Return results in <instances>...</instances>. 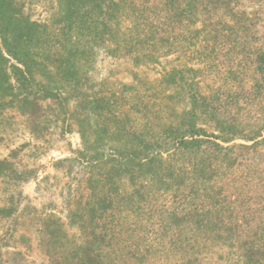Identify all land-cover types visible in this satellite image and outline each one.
<instances>
[{
	"label": "trees",
	"instance_id": "1",
	"mask_svg": "<svg viewBox=\"0 0 264 264\" xmlns=\"http://www.w3.org/2000/svg\"><path fill=\"white\" fill-rule=\"evenodd\" d=\"M139 2L56 0L41 23L0 0V116L12 111L36 134L58 108L80 138L57 163L81 178L64 216L38 219L46 264H264V45L223 76L228 91H199L198 75L217 69L207 55L151 82L96 80L101 51L157 65L216 33L201 21L210 0ZM9 167L0 160V176Z\"/></svg>",
	"mask_w": 264,
	"mask_h": 264
},
{
	"label": "rangeland",
	"instance_id": "2",
	"mask_svg": "<svg viewBox=\"0 0 264 264\" xmlns=\"http://www.w3.org/2000/svg\"><path fill=\"white\" fill-rule=\"evenodd\" d=\"M18 1L21 15L34 22H48L57 10L56 0ZM127 1L141 5L139 0ZM162 1L147 0L144 5L156 8ZM210 1L213 6L201 16V21L205 19L212 23L216 33L208 42L192 46L190 54L176 53L159 59L157 65L136 66L127 59H114L101 51L95 58L94 78L133 86L134 75L137 80L151 82L160 79L163 71L184 65L192 67L194 60L207 55L217 69L198 75L199 91L204 95L220 87L228 91L227 84L234 81L227 83L222 80L223 76H228L229 69L239 71V65L246 64L248 68L242 57L243 51L264 45V0ZM201 21L184 23L193 28L200 26ZM205 45L210 47V54H206ZM248 71L246 74L252 76ZM251 82V78H246L242 87L248 88ZM231 107L235 109L234 105ZM58 113V108H47L36 134H31L25 125L26 120L12 111L0 116V160H7L10 164L0 176V209L15 207L0 215V264H46L44 252L36 240L38 219L47 215L62 218L64 205L81 179L73 169L74 165L70 168L57 164L75 157L80 146L79 135L75 130L66 132ZM213 130L207 128L208 133ZM11 170L19 175H9Z\"/></svg>",
	"mask_w": 264,
	"mask_h": 264
}]
</instances>
